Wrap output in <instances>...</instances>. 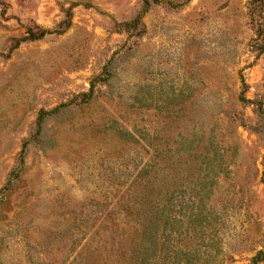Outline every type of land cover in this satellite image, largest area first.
I'll return each mask as SVG.
<instances>
[{
	"label": "rangeland",
	"instance_id": "obj_1",
	"mask_svg": "<svg viewBox=\"0 0 264 264\" xmlns=\"http://www.w3.org/2000/svg\"><path fill=\"white\" fill-rule=\"evenodd\" d=\"M0 264H264V0H0Z\"/></svg>",
	"mask_w": 264,
	"mask_h": 264
}]
</instances>
